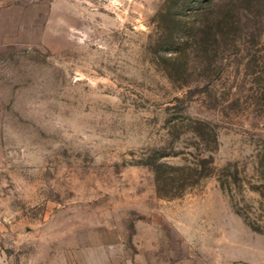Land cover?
I'll return each instance as SVG.
<instances>
[{"label":"rangeland","instance_id":"1","mask_svg":"<svg viewBox=\"0 0 264 264\" xmlns=\"http://www.w3.org/2000/svg\"><path fill=\"white\" fill-rule=\"evenodd\" d=\"M10 11L0 264H264V0Z\"/></svg>","mask_w":264,"mask_h":264},{"label":"crops","instance_id":"2","mask_svg":"<svg viewBox=\"0 0 264 264\" xmlns=\"http://www.w3.org/2000/svg\"><path fill=\"white\" fill-rule=\"evenodd\" d=\"M21 1L22 0H0V24L5 22V16H14V11L11 12L10 10H14L15 7H20ZM10 22L18 23V21L14 19H12Z\"/></svg>","mask_w":264,"mask_h":264},{"label":"trees","instance_id":"3","mask_svg":"<svg viewBox=\"0 0 264 264\" xmlns=\"http://www.w3.org/2000/svg\"><path fill=\"white\" fill-rule=\"evenodd\" d=\"M251 1H253V2H255V3H257V4H258V0H251Z\"/></svg>","mask_w":264,"mask_h":264}]
</instances>
